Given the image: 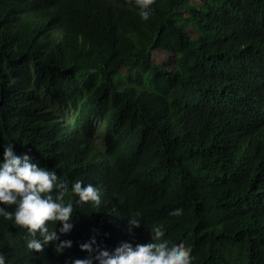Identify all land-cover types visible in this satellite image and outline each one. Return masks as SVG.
<instances>
[{
	"label": "trees",
	"instance_id": "trees-1",
	"mask_svg": "<svg viewBox=\"0 0 264 264\" xmlns=\"http://www.w3.org/2000/svg\"><path fill=\"white\" fill-rule=\"evenodd\" d=\"M151 7L144 20L136 0H0V154L11 142L101 196L65 194L62 253L26 249V230L0 218L6 264H71L145 243L158 222L191 264H264V0Z\"/></svg>",
	"mask_w": 264,
	"mask_h": 264
},
{
	"label": "clouds",
	"instance_id": "clouds-1",
	"mask_svg": "<svg viewBox=\"0 0 264 264\" xmlns=\"http://www.w3.org/2000/svg\"><path fill=\"white\" fill-rule=\"evenodd\" d=\"M138 14L147 20L154 9L153 0H136ZM0 159V218L11 221L26 230L25 247L35 252L53 244L57 253L72 246V240L61 239L73 228V201L65 202V194L71 191L75 202L100 205L99 189L92 183L80 179L72 182L70 189L66 181L58 179L55 170L39 166V162L27 153H17L11 142L2 145ZM11 206V207H10ZM182 205L171 211L181 212ZM140 213L129 215L128 231L140 227ZM51 222V226L49 224ZM59 225V226H58ZM150 239L145 243L121 242L111 252L100 248L94 257L73 259L71 264H191V248L183 240H169L164 236L161 223L149 226ZM95 237L79 245L81 250L93 252ZM0 264H6L0 253Z\"/></svg>",
	"mask_w": 264,
	"mask_h": 264
},
{
	"label": "rangeland",
	"instance_id": "rangeland-1",
	"mask_svg": "<svg viewBox=\"0 0 264 264\" xmlns=\"http://www.w3.org/2000/svg\"><path fill=\"white\" fill-rule=\"evenodd\" d=\"M194 1H197V0H192V2H194ZM176 11L180 12L183 17L187 16V14L185 12H183V10L181 8L177 9ZM186 32L192 38L196 37V31L191 25L186 27ZM152 60L156 64H160L161 66H166V54L163 51H161V50H153V52H152ZM166 67H168V65ZM120 73L124 74L125 73V69L120 70Z\"/></svg>",
	"mask_w": 264,
	"mask_h": 264
}]
</instances>
